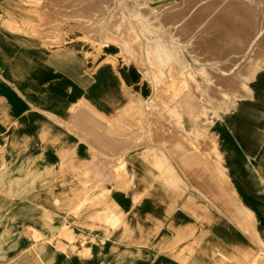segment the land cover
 <instances>
[{
  "label": "rangeland",
  "instance_id": "1",
  "mask_svg": "<svg viewBox=\"0 0 264 264\" xmlns=\"http://www.w3.org/2000/svg\"><path fill=\"white\" fill-rule=\"evenodd\" d=\"M96 1L0 0V264H140L147 257L142 249L153 248L150 242L166 243L164 248L171 244L174 235L164 234L170 230H162L164 219L159 222L155 215L148 220V234H141L140 228H125L124 208L113 200L116 190L130 192L135 187L134 173H128L127 160L120 154L123 147L138 151L147 145L144 157L148 164L150 157L155 159L152 170L157 174L150 172V176L157 178L133 198L137 206L142 196L152 198L154 190L187 203V208H181L186 211L197 200L195 219L202 226H198L196 241L204 238L203 224L208 221V211L200 210L199 204L202 207L207 201L218 211L233 215L236 206L230 201L235 192L228 176L249 177L246 194L264 195V143L258 146L259 153L244 154V160L237 154L235 158L225 154L226 161L241 167L227 170L216 159L223 160L216 145L222 120L236 139L239 132L264 137V50H256L252 58L253 66L260 67L248 73L255 77L246 82L251 92L231 98L226 90L236 83L240 57L246 55L249 42L241 38L240 26L250 28L252 21L262 22V15L255 12L264 0H178L169 6L168 0ZM154 1L161 10H151L149 2ZM115 8L119 12L108 23ZM215 12L221 13L217 19ZM201 38L207 45L198 49L193 43ZM124 67L142 74L147 87L143 94L126 84ZM103 71L105 77H101ZM109 74L116 76V82L111 81L114 88L102 86ZM48 95L54 100L52 111H63L66 118L63 121L51 113L52 144L55 148L65 145L67 152L58 156L59 169L47 181L52 208L42 224L57 226H47L48 233L40 234L29 229L27 212L19 209L20 204L28 203L21 199H28L30 163L28 138L18 133H27L41 123V114L46 113L41 103ZM235 119L241 123L239 132L233 128ZM63 128L87 145L88 160L78 158L77 144L62 139L59 130ZM199 132L204 137L200 142L195 138ZM182 156H199V161L188 162ZM21 161V168H14ZM220 178L222 184L215 185ZM160 181L166 183L158 185ZM153 199L154 208V203L163 206ZM225 200L231 205L227 210L221 206ZM232 202L238 203L236 198ZM176 206L167 205L165 217H171ZM257 207L262 217L239 207L249 214L244 215L245 222L240 217L239 223L248 226L252 218L263 226L264 203ZM131 219L135 217L129 222ZM14 228H27L32 243L26 238L28 242L20 250V235L13 234ZM260 233L259 237L247 234L254 245L244 254L246 263L264 264V258L255 261L264 253L253 248L264 247V228Z\"/></svg>",
  "mask_w": 264,
  "mask_h": 264
},
{
  "label": "crops",
  "instance_id": "2",
  "mask_svg": "<svg viewBox=\"0 0 264 264\" xmlns=\"http://www.w3.org/2000/svg\"><path fill=\"white\" fill-rule=\"evenodd\" d=\"M123 69L124 75L122 77L124 78L126 84L130 88L139 90L138 92H142L143 94L144 90H146L147 87L145 82L142 80V74H140L133 68L129 70L127 67H124ZM101 73V77H105L107 75L104 71ZM115 77L109 74V77L101 82L102 86L104 88H114L111 81L113 79L114 82H116ZM254 78L255 77L253 76V79ZM41 104L45 105L43 110L46 112L44 114H41L43 115L42 117H44V119H41V123L35 124L34 129L29 128L27 133H24L23 131L21 133H18V136H24L28 138L29 151L27 156L30 163V165L28 166V199H21L23 201H28V203H23L24 205L20 204L19 209L25 210V213L27 212L28 224L31 227L29 229L34 230L36 233L47 234L48 229H50L47 226H57V224L53 223H49L48 225L42 224L43 217H45L47 215V212L52 208V198L49 193L50 183H47V181L51 179L53 171L56 172L59 169L60 160L58 159V156L62 157V155L66 154L67 152V148L65 145L59 144V146L55 148L52 144V137L54 132L52 129V124L54 121L52 120L50 115L51 113L55 114L63 121H65L66 118L64 117L63 111H61V113L52 111V105L54 104L52 96L48 95L45 98L44 102ZM235 120L236 125L235 122H233L232 126L235 125L233 128L239 132L241 123L239 122V120ZM219 128L220 141L219 139L218 143L216 140L215 141L216 145H218L217 149L221 152L223 157L222 165L227 170L229 168H238L241 166H237L226 161L225 154H227L228 157L233 158H235V154H237L240 159L244 160V157L248 155L253 156L255 153L260 152L258 146L264 143V137L261 139V136L257 138L255 135L249 134H244L242 136V134H240L239 132V137L238 139H236L234 136L229 135V132H227V125L224 124L223 120L221 121ZM59 132L62 133L63 140H67L68 142L71 141L77 144L78 158L88 160V147L84 142L79 141L77 139V136L73 133H70L66 128L60 129ZM214 136L217 138V133H214ZM211 137L213 138L212 135ZM244 142H247V145H253L252 147H249ZM146 146L147 145H145V147L138 151H134V149H130V147H123V150L120 154L124 155L125 159L127 160L125 164L128 173H134L132 184L135 185V187L130 192H122L120 190H116L113 193V200L116 205L124 208V212L126 214L125 228L131 230H133L134 228H140V230H138L141 232V234H148V229L151 228L148 220L150 219V217H153L155 215L158 218L156 220L159 222H162L161 219H164L163 222L165 223H161L163 225L162 230L165 231L167 228L170 230V232L165 231L164 234H172L174 235V238L173 242L171 244H168L165 248L164 245L166 243L161 244L158 242H150L152 243L153 248L142 249V251L146 253L143 255H146L148 258L143 257L140 261V264H250L249 262L246 263L243 260L244 254L249 250L248 248L251 245H254L251 244L252 241L247 237V234L249 233L255 236L258 235L259 237L261 234L260 228H264V225L260 226V224L258 225L256 224V222L253 223L252 218L250 219V223L248 226L243 225L239 223L240 216L229 215L228 213L225 214L222 211H218L216 208H214V206L206 203V201L205 203H202V207L201 204H199L200 210L206 209V211H208V221H205L204 224L201 223L205 228L204 238L201 241H196V239L198 238V226L200 225H197V221L195 219L198 206L197 200L195 201L194 199H190V202L194 200L192 202L194 203V205H192V208H190L189 211H186L182 210L181 208L183 206L187 208L185 206L187 203H182V200L176 202L173 199L174 197L172 198L170 193L161 194L158 191L154 190V196L150 197L154 198L153 201H162L163 206H158L157 203H154L155 205H157V207L154 208L152 203H150V200L152 198H149V196H142L140 206L136 205V202L133 198L137 197L138 194L143 193L142 191L146 188V183H153L154 185L155 182L153 181L157 178L150 176L151 173H156L154 170H152V165H155V159L153 157H150L151 159L149 158L148 164L147 158L144 157ZM244 154L246 156H244ZM22 164L23 162L21 161L19 165L14 168H21ZM14 177L16 178L17 176ZM148 179L151 180L150 183L148 182ZM227 179L235 192V194H232V197L234 198H232L230 201L231 205H235L238 209L239 207L245 208L250 213H257V215L262 217L257 204L259 203L261 205L264 203V195L259 192H254L252 194H246L245 192L244 186L251 183L249 182L250 178L241 176H228ZM162 180L166 181L165 179ZM222 181L223 180H221L220 178L219 182L217 181V184L215 185H221ZM157 183L158 185H164L166 182L160 181ZM168 183L171 184L170 182ZM136 186H138V188ZM185 198L186 196L184 197L183 201H186ZM235 198L238 202L236 204L232 202ZM170 203L173 208L175 205H177L176 207L178 208L175 209V211L173 212L174 214L171 217H165V208L167 205L170 206ZM230 203L225 200L224 202H222L221 206L225 210H227L229 206H231ZM150 207L157 213H154L152 209H150ZM16 208L17 206L15 205L14 211L16 210ZM133 217H135V220L131 219V221L129 222V218ZM187 232L190 236L186 235ZM17 233L18 235H20V244H22V246L19 248L20 250L24 248L25 244H27L28 241L26 240V238H28L29 244L32 243V239L30 238V236L28 237L26 235L28 233L27 228H14L13 234L16 235ZM182 234L183 236L181 237ZM253 248L257 250V252L264 253V247L255 245ZM257 258H264V254L257 255L255 257L256 262L258 260Z\"/></svg>",
  "mask_w": 264,
  "mask_h": 264
},
{
  "label": "bare ground",
  "instance_id": "3",
  "mask_svg": "<svg viewBox=\"0 0 264 264\" xmlns=\"http://www.w3.org/2000/svg\"><path fill=\"white\" fill-rule=\"evenodd\" d=\"M95 1V0H94ZM140 1V0H139ZM138 1V2H139ZM164 1V0H163ZM178 2V0H168L167 2V5L169 4V3H173V2ZM182 1V0H181ZM184 1V0H183ZM199 1V0H198ZM202 1H204V0H202ZM211 1V0H210ZM96 2H99V0H97ZM143 1L141 0V3H142ZM166 2V1H165ZM165 2H163V3H165ZM185 2V1H184ZM189 2V1H188ZM196 2H197V0H196ZM207 2H208V0H207ZM264 2V1H263ZM100 3V2H99ZM150 3V7L152 8L151 10H153V11H155V10H158V9H156L158 6H157V4H158V2L157 1H154V2H149ZM163 3H161V4H163ZM182 3V2H181ZM192 3H194V1H192ZM199 3H200V1H199ZM166 4V3H165ZM175 4H178V3H175ZM183 4V3H182ZM170 5V4H169ZM168 5V6H169ZM180 5V4H179ZM191 5H193V4H191ZM205 5V4H204ZM211 5H212V3H211ZM110 6H111V4L110 5H108V6H105L104 7V9L105 10H107V9H109L110 8ZM145 6V5H144ZM149 6V5H148ZM171 6H173V5H171ZM162 7H164V6H162ZM202 7H204L203 6V3H202ZM209 7V6H208ZM222 7V6H221ZM100 8H101V6H100ZM143 8V7H142ZM168 8V7H167ZM172 8V7H171ZM184 8V7H183ZM191 8V7H190ZM205 8H207V6H205ZM223 8H225V7H223ZM163 9V8H162ZM165 9V8H164ZM180 9V8H179ZM203 9V8H202ZM201 9V10H202ZM211 9V8H210ZM220 9V8H219ZM218 9V10H219ZM256 9H257V11L255 12V14L256 15H258V14H261L262 15V17H263V19H262V22H264V3H262V1H260L258 4H257V7H256ZM100 10V9H99ZM159 10H161V8L159 9ZM182 10V9H181ZM199 10V9H198ZM205 10V9H204ZM207 10V9H206ZM209 10V9H208ZM222 10V9H221ZM229 10V9H228ZM101 11H103V10H101ZM140 11V10H139ZM142 11H143V9H142ZM172 11V10H171ZM175 11V10H174ZM195 11V10H194ZM210 11V10H209ZM230 11V10H229ZM118 12H119V10H118V8H115L113 11H110V13H109V16L107 17V21H108V23H110L112 20H114L115 18H116V15L118 14ZM191 12V11H190ZM189 12V13H190ZM196 12V11H195ZM221 12V11H220ZM140 13V12H139ZM146 13V12H145ZM164 13H166V12H164ZM173 13V12H172ZM175 13V12H174ZM180 13V12H179ZM194 13V12H193ZM211 13V12H210ZM210 13L209 14H207V17H208V15H210ZM235 13V12H234ZM99 14H104L103 12L102 13H98V15ZM184 14V13H183ZM192 14V13H191ZM190 14V15H191ZM198 14V13H197ZM205 14V13H204ZM138 15V14H137ZM143 15H144V13H143ZM162 15V14H161ZM170 15V14H169ZM194 15V14H193ZM200 14H198L197 16H199ZM219 15H221V13H217L216 14V12H215V18L217 19L218 17H219ZM224 15H225V13H224ZM240 17L241 16H243V14L242 13H239L238 14ZM246 15V14H245ZM150 16V15H149ZM160 16V15H159ZM189 16V14H187V17ZM196 16V15H195ZM223 16V15H222ZM221 16V17H222ZM161 17V16H160ZM225 17V16H224ZM172 18H173V16H172ZM183 18H185L184 17V15H183ZM206 18V17H205ZM227 18H229V17H227ZM204 19V18H203ZM250 19H252L251 17H250ZM97 19H94V21H96ZM185 20V19H184ZM194 20V19H193ZM94 21L92 20V22L91 23H94ZM102 21V20H101ZM190 21V20H189ZM198 21V20H197ZM196 21V22H197ZM203 21H205V19L203 20ZM202 21V22H203ZM193 22V21H192ZM210 22V21H209ZM214 22V21H213ZM262 22L260 23H256V22H251V25H252V27H250V28H248V27H245L243 24L240 26L241 27V29H242V34H241V38L243 39V40H246L248 43H247V46L245 47V48H247V50L245 51L246 52V55L245 56H242V57H240L241 58V60H240V62H239V65H238V68H237V72H238V76L236 77V79H234L235 80V82L236 83H234L233 84V86L235 85V87H233L232 85H231V87H229V88H226V90L228 91L229 90V92H231L230 94H231V98H237V97H245L248 93H250L251 92V90H250V88L247 86V84H246V82H247V80H250L251 78H253V77H249L250 75H248V73H250V72H252L253 71V69H257L258 67H260V66H257V67H254L253 66V62H252V58H253V55H254V52L256 51V50H260V49H262V50H264V27L262 26ZM113 23V22H112ZM183 23V22H182ZM181 23V24H182ZM194 23V22H193ZM206 23V22H205ZM242 23V22H241ZM245 24H248V22L247 21H245L244 22ZM96 24H98V23H96ZM96 24H95V26H96ZM152 24V23H151ZM177 24V23H176ZM198 24V23H197ZM197 24H196V26H197ZM100 25V24H99ZM108 25H110V24H108ZM121 25V24H120ZM120 25H119V27H120ZM138 25V24H137ZM154 25V24H153ZM192 25V24H191ZM202 25H203V23H202ZM94 26V25H93ZM223 26H224V24H223ZM106 27V26H105ZM110 27V26H109ZM113 27H115V26H113ZM124 27V26H123ZM141 27V26H140ZM155 27V26H154ZM176 27H178L177 25H176ZM191 27V26H190ZM206 27V26H205ZM142 28V27H141ZM195 28V27H194ZM207 28H208V26H207ZM96 29H97V26H96ZM105 29V28H104ZM103 29V30H104ZM121 29V28H120ZM179 29V28H178ZM196 29H197V27H196ZM196 29H194V30H196ZM114 30V29H113ZM176 30V29H175ZM193 30V31H194ZM202 30V29H201ZM224 30H225V28H224ZM231 31V30H230ZM107 32V31H106ZM116 32H118V31H116ZM115 32V33H116ZM176 32V31H175ZM203 32V31H202ZM201 32V33H202ZM214 32V31H213ZM226 32V31H225ZM235 32V31H234ZM110 33V32H109ZM113 33V32H112ZM187 33V32H186ZM218 33V32H217ZM244 33H246V35H244ZM151 34V33H150ZM130 35V34H129ZM171 35V34H170ZM183 35V34H182ZM97 36V35H96ZM187 36H188V33H187ZM186 36V37H187ZM205 36V35H204ZM209 37H210V35H208ZM100 37V36H99ZM199 37V36H198ZM218 37H220V36H218ZM226 37H228V36H226ZM103 38V37H102ZM148 38V37H147ZM152 38V37H151ZM189 38V37H188ZM213 38V37H212ZM96 39H98L97 37H96ZM201 39H203V38H201ZM201 39H199L198 41H196V40H194V43H193V41H192V43H193V46L196 44V48H201L202 49V47L204 48L205 47V45H207V43H206V40H204L205 39V37H204V39L203 40H201ZM239 39V38H238ZM184 40H186V39H184ZM189 40V39H188ZM208 40V39H207ZM221 41V40H220ZM208 42H209V40H208ZM242 42V41H241ZM189 43V42H188ZM187 43V44H188ZM218 43H219V41H218ZM223 43V42H222ZM164 44V43H163ZM210 44V43H209ZM227 44V43H226ZM211 45V44H210ZM127 46V45H126ZM189 46V45H188ZM191 47V46H190ZM215 47V46H214ZM123 49V48H122ZM183 49H184V47H183ZM221 49V48H220ZM226 49V48H225ZM124 50V49H123ZM187 50V49H186ZM227 50V49H226ZM230 50V49H229ZM225 52H227V51H225ZM236 53V52H235ZM149 55V54H148ZM194 55V54H193ZM111 56V55H110ZM196 56V55H195ZM111 58H114V57H111ZM192 58V57H191ZM251 60V61H250ZM153 62V61H152ZM252 62V63H251ZM263 64V63H262ZM261 64V68L263 67V65ZM255 65H256V63H255ZM184 69V68H183ZM200 70H202V71H204L205 70V66H201L200 68H199ZM142 73H143V71H141ZM201 72V71H200ZM206 72V71H205ZM145 73V72H144ZM180 73V72H179ZM207 73V72H206ZM205 73V74H206ZM214 73V72H213ZM146 74V73H145ZM204 74V73H203ZM202 74V75H203ZM147 76V75H146ZM190 76V75H189ZM143 77V76H142ZM208 77V76H207ZM147 78V77H146ZM166 78V77H165ZM239 82H245L243 85H240V84H238ZM127 88V87H126ZM235 88V89H234ZM248 88V89H247ZM224 90H225V88H224ZM220 94V93H219ZM140 98V97H139ZM149 100V99H148ZM141 102H143L144 104H145V106H144V108L146 109V108H148V107H146L147 105H146V101H145V99L143 100V99H141ZM232 105V104H231ZM142 110V109H141ZM143 113V112H142ZM181 126V125H180ZM195 132V131H194ZM201 135H203V134H200V132L199 133H197L196 134V136H195V138L200 142V141H203V139H204V137H200ZM182 158H183V156H182ZM216 158V157H215ZM184 160H187L188 162L190 161V160H197V161H199V156H194V158H191V157H189V156H184V158H183ZM190 159V160H189ZM220 163L222 162V158L221 157H217L216 158ZM222 166V168H224V166L223 165H221ZM103 172V171H102ZM205 172V171H204ZM223 172H225L224 170H223ZM226 173V172H225ZM228 176V175H227ZM232 211H234L233 212V215H235V216H240L241 217V221H244L245 222V218H244V215L247 217V215H249V214H247V212L246 211H243V210H240V209H238L237 207H234L233 209H232ZM251 219V218H250ZM249 219V220H250ZM250 223V222H249ZM249 225V224H248Z\"/></svg>",
  "mask_w": 264,
  "mask_h": 264
}]
</instances>
